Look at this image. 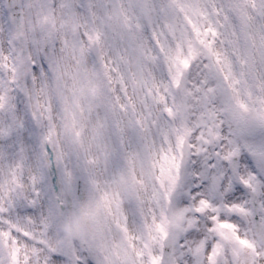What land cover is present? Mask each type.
<instances>
[{
	"label": "snow or ice",
	"instance_id": "1",
	"mask_svg": "<svg viewBox=\"0 0 264 264\" xmlns=\"http://www.w3.org/2000/svg\"><path fill=\"white\" fill-rule=\"evenodd\" d=\"M0 264H264V0H0Z\"/></svg>",
	"mask_w": 264,
	"mask_h": 264
}]
</instances>
